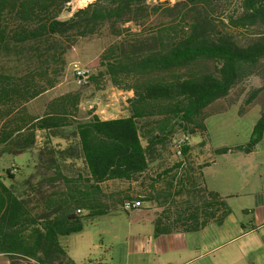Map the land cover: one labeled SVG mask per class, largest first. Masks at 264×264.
Returning <instances> with one entry per match:
<instances>
[{
	"label": "trees",
	"instance_id": "trees-1",
	"mask_svg": "<svg viewBox=\"0 0 264 264\" xmlns=\"http://www.w3.org/2000/svg\"><path fill=\"white\" fill-rule=\"evenodd\" d=\"M152 1L158 0H84L82 8L62 21L59 17L68 10L70 0H0V158L29 153L38 133L58 137L68 129L77 147V154L72 150L68 158L79 156L86 169V177L78 179L56 173L52 181L61 180L65 190L53 194L57 198L45 203L39 213L6 185V178L14 180L15 169H7L6 178L0 176V256L7 264H74L59 238L82 232L84 219L105 216L122 208L126 200L132 201L121 195L103 197L100 185L127 182L144 172L150 147L164 144L176 127L186 136L200 133L204 138L205 110L225 99L264 61V0H243L240 15L230 19L232 27L263 29L244 44L219 33H200L194 26L188 30L176 25L156 34L151 49L112 45L99 55L92 64L98 73L89 75L88 84H99L103 72L116 88L132 91L127 117L103 121L90 111L87 120L77 121L80 97L75 93L48 102L41 116L28 112V103L56 86L65 55L79 39L105 29L112 37H121L124 25L139 27L157 13L158 6H149ZM174 70L185 73L169 80L155 75ZM121 77L132 82L123 85ZM263 89L264 85L254 91L244 107ZM146 121L153 124L148 130L142 124ZM263 139L264 102L249 140L214 149L213 155H249ZM207 194L212 200L218 197L214 192ZM77 210L88 214L79 215ZM186 221L185 230L198 229L194 217ZM170 232V228H156L154 234Z\"/></svg>",
	"mask_w": 264,
	"mask_h": 264
},
{
	"label": "rangeland",
	"instance_id": "rangeland-1",
	"mask_svg": "<svg viewBox=\"0 0 264 264\" xmlns=\"http://www.w3.org/2000/svg\"><path fill=\"white\" fill-rule=\"evenodd\" d=\"M172 1L150 2L151 8L159 7L157 13L151 15L150 19L139 27L131 23L124 25L122 35L119 38L112 37L110 32L105 29L97 36L79 39L65 55L64 71L56 86L28 103L26 105L28 112L35 116H41L48 102L61 95L75 93L80 97L78 113L76 114L77 121L87 120L90 111L101 118L125 117L127 115L126 98L128 96L118 95V88L113 85L106 74L102 72L99 84L79 85L74 77L75 68L86 69L90 75H96L98 70L93 68L92 64L105 49L112 45L125 49L131 47L151 49L152 44L150 42L156 34L169 26L176 25H181L188 30L194 26L200 33H219L232 38L239 44H244L257 37L258 33L263 32L261 27L247 29L232 27L230 19L240 15L243 0ZM83 6L84 0H70L68 10L62 13L59 19L62 21L69 19L76 10ZM205 67L212 68L213 65L205 64ZM184 73V71L174 70L156 73L155 75L161 79L169 80ZM119 81L123 85H127L132 82V79L121 77ZM263 85L264 61L260 63L253 74L240 80L225 99L217 101L205 110L204 138L200 133L186 136V133L176 127L164 144L175 148L176 145L185 140L186 146L190 144L196 147L203 139L213 149L245 144L249 140L252 127L259 117L264 102V89L251 105L244 107V102ZM159 119L157 117L153 121ZM149 121L142 123L147 130L153 125ZM59 134L58 137L51 136L52 138L48 142L45 140V134L39 133L37 146L33 148L32 152H29L30 154H23L15 158L9 156L0 158V176L6 178L5 171L15 169L12 173L14 180L11 181L6 178L5 183L7 186L11 185L17 196L26 199L28 206L35 213L43 210L45 203L47 204L57 198L53 194L65 190L66 186L61 180L52 181L56 173L72 179H78V176L86 177V169L79 156L74 159L68 158L72 150L77 152L76 143L70 137L69 130H63ZM68 149H71L70 152ZM261 154L264 155V150H261L252 159L264 160L263 157L259 156ZM177 158L184 159L185 155L178 157L176 155ZM79 181L81 182V180ZM100 191L103 197L113 198L115 195H123L126 186L124 182H108L100 185ZM85 212L86 214L82 216L88 214L87 210ZM130 218L124 212H112L102 217L84 219L82 232L59 238V243L74 264H95L99 259L111 263L112 255L110 252L112 251H115L114 260L118 261L120 254L127 247V243L134 242L132 238L145 236V233L139 230L140 227H129Z\"/></svg>",
	"mask_w": 264,
	"mask_h": 264
},
{
	"label": "crops",
	"instance_id": "crops-1",
	"mask_svg": "<svg viewBox=\"0 0 264 264\" xmlns=\"http://www.w3.org/2000/svg\"><path fill=\"white\" fill-rule=\"evenodd\" d=\"M117 91L126 99L133 96ZM187 147L184 159H176L170 145L150 147L147 169L124 182L120 194L140 199L141 207L115 211L131 216L129 227H140L145 236L132 238L118 261L112 251L111 263L95 264H264V160L252 159L264 150V139L249 155L214 156L206 142ZM208 192L218 197L212 200ZM188 217L196 219L194 232L183 226ZM156 228L171 232L156 236ZM0 264H7L2 256Z\"/></svg>",
	"mask_w": 264,
	"mask_h": 264
},
{
	"label": "built area",
	"instance_id": "built-area-1",
	"mask_svg": "<svg viewBox=\"0 0 264 264\" xmlns=\"http://www.w3.org/2000/svg\"><path fill=\"white\" fill-rule=\"evenodd\" d=\"M161 1V0H160ZM172 0H169V2ZM173 2V1H172ZM174 3V2H173ZM89 71L86 69H81V68H75L74 69V77L76 79L77 84L79 85H87L88 84V77H89ZM123 95V94H122ZM127 102V99H126ZM185 141V140H184ZM179 143L178 145H176L175 147V154L177 156H181L182 155V146H183V142ZM14 171V170H13ZM141 206V201L140 200H132V201H125L122 205V209L126 210V211H131L133 209H137ZM77 214L79 215H85L86 212L85 211H80L77 210L76 211Z\"/></svg>",
	"mask_w": 264,
	"mask_h": 264
}]
</instances>
